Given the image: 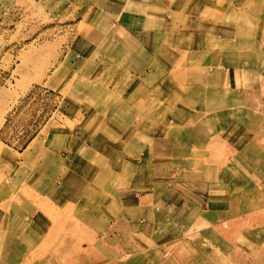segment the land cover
Wrapping results in <instances>:
<instances>
[{"label": "crops", "instance_id": "1", "mask_svg": "<svg viewBox=\"0 0 264 264\" xmlns=\"http://www.w3.org/2000/svg\"><path fill=\"white\" fill-rule=\"evenodd\" d=\"M81 7L45 80L89 76L79 125L0 140V264H264V0Z\"/></svg>", "mask_w": 264, "mask_h": 264}, {"label": "rangeland", "instance_id": "2", "mask_svg": "<svg viewBox=\"0 0 264 264\" xmlns=\"http://www.w3.org/2000/svg\"><path fill=\"white\" fill-rule=\"evenodd\" d=\"M87 1L0 0V140L3 142L23 147L33 134L38 133L39 137L48 127L56 129L60 123L73 128L79 125L80 117L73 118L76 110L74 99L76 95L83 94L78 85L91 84L89 76H83V73L69 75L71 83L61 92L56 87L50 88L48 81L56 75L53 71L74 32L88 29L84 23L86 13L80 12L81 4ZM261 24L264 22L257 24V46L260 42L264 44V26L261 27ZM242 26L245 32L250 31V24ZM59 79L57 74L56 81ZM86 91L93 92L90 89ZM152 94L156 93L152 90ZM59 95H65L66 104L59 105ZM84 120V127L94 125L97 128L102 119L99 115L95 118L90 115ZM87 218L89 216L83 217ZM52 219V229H63L65 226L69 230L72 226L73 232L76 229L73 210H66L61 217L54 215ZM61 219L66 223L59 222ZM25 252L23 248L19 253H12L8 264H42L29 262ZM51 254L57 255L58 249H52Z\"/></svg>", "mask_w": 264, "mask_h": 264}]
</instances>
